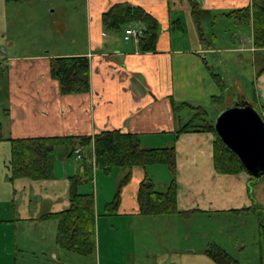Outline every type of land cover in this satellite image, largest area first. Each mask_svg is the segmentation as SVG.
<instances>
[{
    "label": "crops",
    "instance_id": "crops-1",
    "mask_svg": "<svg viewBox=\"0 0 264 264\" xmlns=\"http://www.w3.org/2000/svg\"><path fill=\"white\" fill-rule=\"evenodd\" d=\"M117 3L140 6L158 21L155 52H141L136 42L123 39L122 31L118 37L104 32L102 15ZM21 4L22 0H0V76L6 75V97L0 102V168L9 169L10 138L93 136L119 130L138 135L143 148L174 146L179 212L141 216L137 191L146 173L134 167L129 183L121 190L116 212H100V197L97 193L94 197L95 251L90 256L95 259L70 260L102 264L103 252V260L110 262L106 251L117 241L127 245L125 259H116L118 264H142L141 259H150L151 264H215L204 251L215 244L222 248L217 232L206 230L198 250L189 243L185 248L182 245L184 236L188 242L191 234V219L243 220L250 214L256 216L248 209L254 203L264 209V176L255 179L246 172L217 173L213 168V133H183L174 140L175 131L192 119L193 112L186 106L174 112L171 100L203 108L213 123L233 105L247 102L256 110L264 106V48L253 44L251 16L239 18L234 14L249 7L251 0H84L86 34L81 45L64 52L58 48L26 53L22 48L18 54L13 41L16 32L30 35V26L21 28L14 13ZM30 41V46L37 44L36 39ZM75 56L89 60L90 90L87 94L62 95L57 80L50 75V60ZM232 99L236 101L231 103ZM61 157L70 162L66 154ZM75 162L80 166L73 175L64 163L67 169L63 168V175L51 180L20 178L9 182V170L0 171V215H5L0 216V225H5L0 229L6 228L8 244L12 246L13 238L14 249H19V233L21 249L35 251L37 245L38 252L50 256L51 263L61 261L62 249L55 243L56 224L44 234L39 231L44 222L36 219L68 208L70 178L84 170L82 161ZM92 172V183L96 178L97 184L101 171L94 162ZM117 172L119 177L122 172ZM166 172L168 177L163 181L152 179L157 190L168 187L171 178ZM78 189V193H85ZM148 220L152 221L153 239L161 248H146L141 257L134 249L137 226ZM20 225L25 226L22 234ZM165 233L173 236L170 244L165 242ZM233 236L237 248L243 249L242 237ZM9 255L13 258L8 264H18L17 257ZM126 259L130 260L122 263Z\"/></svg>",
    "mask_w": 264,
    "mask_h": 264
},
{
    "label": "trees",
    "instance_id": "trees-1",
    "mask_svg": "<svg viewBox=\"0 0 264 264\" xmlns=\"http://www.w3.org/2000/svg\"><path fill=\"white\" fill-rule=\"evenodd\" d=\"M234 14L239 18L251 16L253 44L257 48H264V0H251L249 7ZM134 24H139L144 29L143 35L137 42L139 50L155 52L160 31L159 23L142 7L117 3L102 15V26L105 33L107 31H122L124 33L128 26ZM50 75L57 80L62 95L89 93V60L87 57L52 58L50 60ZM214 77L219 80L218 75H214ZM171 106L174 112L182 106L188 107L193 112L192 119L175 131L174 140L183 133H213L215 136L213 141L214 170L225 175L246 172L240 159L219 139L213 120L203 108L192 107L184 103L178 105L172 100ZM2 140L0 124V142ZM8 141L10 142L8 167L10 181L20 178L35 181L51 180L55 178L56 151L63 148L67 151V158H76L75 151L80 150V161L83 163L84 170L82 176L70 178L71 191L68 208L56 213L43 214L36 219L41 222L46 220L55 222V243L65 251L82 256L90 255L95 251V198L92 193L77 192L80 184L93 181V165L86 162V152L89 147L93 153L94 167L105 174L114 170L123 173L114 197L105 207L108 214L117 211L121 190L129 183L134 167H140L146 173L137 191L139 214L141 216H160L174 215L179 212L177 209V172L174 146L143 148L138 135L123 133L119 130H106L93 136L10 138ZM158 166L166 168L171 178L164 191L156 189L148 172L151 168ZM249 195L251 196L250 192ZM248 210L255 213L258 218L260 264H264V209L254 203ZM204 252L215 264H239L218 246L211 245Z\"/></svg>",
    "mask_w": 264,
    "mask_h": 264
},
{
    "label": "rangeland",
    "instance_id": "rangeland-1",
    "mask_svg": "<svg viewBox=\"0 0 264 264\" xmlns=\"http://www.w3.org/2000/svg\"><path fill=\"white\" fill-rule=\"evenodd\" d=\"M23 4L16 6V17L19 18L18 22L19 26L29 25V34L28 36H23L25 33H22L20 30L16 32L15 37L13 39L15 48H17V53L22 54V48H25L26 53H31L35 51L45 52L50 50L54 52L58 48H61L60 51H70L72 48H75L82 44L84 36L86 34V26L83 14V2L84 0H22ZM10 12V9H9ZM10 15V13H9ZM16 23V24H17ZM54 31L56 34H54ZM107 34L119 36V32L117 31H107ZM206 34H209L208 32ZM27 35V34H26ZM31 38L36 39V45L30 46ZM28 40V46H26V41ZM44 48V49H42ZM28 51V52H27ZM6 97V75L2 73L0 76V102H3ZM233 100V99H232ZM236 99H234L231 103H234ZM230 103V104H231ZM214 115H212L213 117ZM8 140V139H7ZM90 148V147H89ZM87 149V160L91 161L89 165L92 166L93 164V153L91 148ZM85 151V150H84ZM89 151V152H88ZM66 150L63 148L56 151V161L54 167L55 176L63 175V168L67 169L64 166L68 165V172L72 175L75 173L79 168V163L75 161L77 160L75 157L69 158L70 162H66L64 158L61 156L66 154ZM89 155L91 158H89ZM61 159V160H60ZM86 160V162H87ZM89 162H87L88 164ZM154 169V170H153ZM153 169L149 170V175L151 178L157 182L163 181L168 177L167 169L164 167H153ZM9 169H1L2 173H7ZM119 170L111 171L106 175L105 173L101 172L99 174V178L94 179V183L88 182L86 185L80 184L78 187L79 192L85 193H92L94 197H96V193L98 195L99 204H100V212H105V207L109 202H111L112 198L114 197L118 185L119 180L123 176L121 173L118 177ZM79 176H82L80 174ZM6 177L9 180V174H6ZM170 177V176H169ZM92 183V184H91ZM114 193V194H113ZM5 217V215H0ZM180 220V218H177ZM49 221V222H46ZM42 226V231L44 234H49L50 227H55V222L46 220ZM192 221V222H191ZM191 234L188 238V242H186V237L184 236V244H182L185 248L187 243L192 244L190 248L194 247L196 250L201 248V241L200 237L205 233L206 230L211 232H217V236L220 238V249L224 250L227 254L230 255L234 260H236L239 264H260V248H259V235H258V221L256 220V216H250L244 218L243 220L235 218H228V217H221V218H210L208 216H197L195 219H191ZM152 221L148 220L146 222L140 223L137 226L138 231V239L135 243V251L137 254L141 253V257L143 252L146 248L151 247L152 249H160L161 243L157 241L152 231L150 232V224ZM117 223V225H119ZM48 225V226H47ZM5 226V225H0ZM25 226L20 225L19 230L21 234L25 232ZM123 228L120 227V231ZM203 232V233H202ZM202 233V234H201ZM242 237V242L244 244L243 249H238L236 242L233 240L234 236ZM165 242L166 244H170L173 238L172 234L165 233ZM8 237L6 228L0 229V264H8L13 257L10 254L17 257L16 262L18 264H25L23 262H30L29 264H80L77 260H70V259H95L94 256H82L72 252H68L65 250H61V254L59 255L58 259L61 260L59 263H51L50 256H44L38 252L40 248L36 245L34 248H37L35 251H31V249H21V244L19 241L20 235L17 234V248L18 250L14 249V242L12 238V246L8 244ZM48 243L50 237L47 236ZM152 240V241H151ZM151 241V242H150ZM177 239L173 242L176 243ZM44 242H41L40 245L44 246ZM214 244V243H211ZM181 245V244H180ZM42 246V247H43ZM48 244L45 245L46 249L48 250ZM182 246V248H183ZM126 248L122 242L117 243L114 242V246L111 250H107L106 254L111 259L110 262L107 260H103L105 258L103 252L101 253L102 264H118L116 259H125L126 256ZM42 249V248H41ZM155 250V249H154ZM130 251V250H128ZM50 255L48 252L46 253ZM36 256V257H35ZM35 257V258H34ZM37 259V260H36ZM130 259L124 260L122 263L129 261ZM82 261V260H80ZM142 264H151L152 260L141 259ZM81 264H92L90 261H82Z\"/></svg>",
    "mask_w": 264,
    "mask_h": 264
},
{
    "label": "water",
    "instance_id": "water-1",
    "mask_svg": "<svg viewBox=\"0 0 264 264\" xmlns=\"http://www.w3.org/2000/svg\"><path fill=\"white\" fill-rule=\"evenodd\" d=\"M214 128L219 139L242 162L253 178L264 176V122L247 102L224 110Z\"/></svg>",
    "mask_w": 264,
    "mask_h": 264
},
{
    "label": "built area",
    "instance_id": "built-area-1",
    "mask_svg": "<svg viewBox=\"0 0 264 264\" xmlns=\"http://www.w3.org/2000/svg\"><path fill=\"white\" fill-rule=\"evenodd\" d=\"M143 32H144L143 27H141L138 24L129 26L124 30L123 39L126 41L131 40L137 43L140 37L143 35ZM258 113L264 122V107H261ZM75 153H76V158L80 160L81 159L80 150L77 149Z\"/></svg>",
    "mask_w": 264,
    "mask_h": 264
}]
</instances>
